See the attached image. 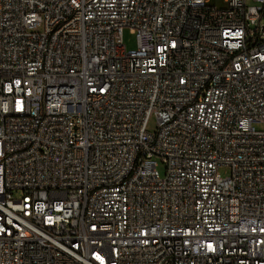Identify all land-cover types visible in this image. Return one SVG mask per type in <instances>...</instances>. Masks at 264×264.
<instances>
[{"label":"built area","instance_id":"obj_1","mask_svg":"<svg viewBox=\"0 0 264 264\" xmlns=\"http://www.w3.org/2000/svg\"><path fill=\"white\" fill-rule=\"evenodd\" d=\"M211 1L0 0V264H264V0Z\"/></svg>","mask_w":264,"mask_h":264},{"label":"rangeland","instance_id":"obj_2","mask_svg":"<svg viewBox=\"0 0 264 264\" xmlns=\"http://www.w3.org/2000/svg\"><path fill=\"white\" fill-rule=\"evenodd\" d=\"M211 2H214V1L212 0ZM222 3H223V1L220 0L216 4H222ZM210 4H213V3H210ZM218 6H220V5H218ZM218 8H221V7H218ZM123 41H124V44L127 46V48H135L136 45H137L136 35L134 33H132V31L129 28H126L124 30ZM256 126L259 127L260 125L259 124H256ZM148 127L151 130H154L156 128V119H155V117H152L151 118ZM158 170L161 173V175H164V173H165V166H164L163 163L160 162L158 164ZM227 172H228V170H226L225 168H222L221 169V173L222 174H226Z\"/></svg>","mask_w":264,"mask_h":264}]
</instances>
